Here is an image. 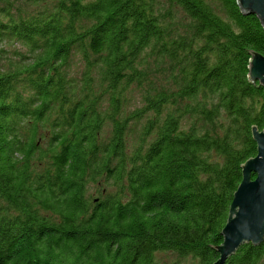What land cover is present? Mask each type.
Masks as SVG:
<instances>
[{
    "label": "trees",
    "instance_id": "obj_1",
    "mask_svg": "<svg viewBox=\"0 0 264 264\" xmlns=\"http://www.w3.org/2000/svg\"><path fill=\"white\" fill-rule=\"evenodd\" d=\"M27 2L0 0V264H214L264 128L260 18L239 0ZM226 264H264V242Z\"/></svg>",
    "mask_w": 264,
    "mask_h": 264
},
{
    "label": "water",
    "instance_id": "obj_2",
    "mask_svg": "<svg viewBox=\"0 0 264 264\" xmlns=\"http://www.w3.org/2000/svg\"><path fill=\"white\" fill-rule=\"evenodd\" d=\"M244 13L256 14L264 27V0H239ZM250 79L264 86V55L254 52L250 60ZM257 155L242 165V180L234 193L227 222L222 230L223 242L214 264H226L243 244L264 242V128L252 127ZM255 176V177H254Z\"/></svg>",
    "mask_w": 264,
    "mask_h": 264
},
{
    "label": "rangeland",
    "instance_id": "obj_3",
    "mask_svg": "<svg viewBox=\"0 0 264 264\" xmlns=\"http://www.w3.org/2000/svg\"><path fill=\"white\" fill-rule=\"evenodd\" d=\"M14 2H18V4H22L24 5L28 10L30 11H37V9L39 8L37 4L33 3V2H27L29 0H13ZM6 49L9 50V53H8V56L9 57H12L13 59H15L14 57V54H13V51L14 50H23V51H26L27 49L25 48V46H23L22 44H9L6 46ZM85 67V64L84 62H82L77 54L74 56V66H73V75H75L77 78H80L83 74V69ZM139 88L138 87H133L132 88V92H131V97L134 98V102H133V105L134 106H139L140 105V99H141V96H140V93H139ZM134 106L131 105V108H133ZM48 134V132L46 131V135ZM103 134V139L104 140H107L109 137H110V129H107L104 131ZM106 138V139H105ZM41 145H43L44 147L47 146V140H41ZM103 183V182H102ZM101 183L100 185L98 184V187H101ZM111 188H114V187H111ZM89 194L92 195L93 197H98V191H97V187L95 186H92L90 187L89 189ZM2 210V204L0 202V212ZM159 258L165 262H163L164 264H173L174 261H178V264H191L190 263V260H181L179 261V258L175 255V254H172V253H166V254H160L159 255ZM176 263V262H175Z\"/></svg>",
    "mask_w": 264,
    "mask_h": 264
}]
</instances>
